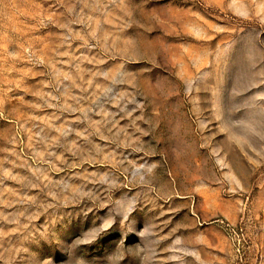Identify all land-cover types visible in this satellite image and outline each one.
Here are the masks:
<instances>
[{"label":"rangeland","instance_id":"obj_1","mask_svg":"<svg viewBox=\"0 0 264 264\" xmlns=\"http://www.w3.org/2000/svg\"><path fill=\"white\" fill-rule=\"evenodd\" d=\"M0 264H264V0H0Z\"/></svg>","mask_w":264,"mask_h":264}]
</instances>
